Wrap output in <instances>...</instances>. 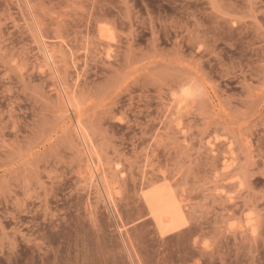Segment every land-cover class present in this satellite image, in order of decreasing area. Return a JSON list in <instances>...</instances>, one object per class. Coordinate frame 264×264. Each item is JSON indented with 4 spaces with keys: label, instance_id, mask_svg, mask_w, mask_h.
<instances>
[{
    "label": "rangeland",
    "instance_id": "obj_1",
    "mask_svg": "<svg viewBox=\"0 0 264 264\" xmlns=\"http://www.w3.org/2000/svg\"><path fill=\"white\" fill-rule=\"evenodd\" d=\"M0 264H264V0H0Z\"/></svg>",
    "mask_w": 264,
    "mask_h": 264
},
{
    "label": "bare ground",
    "instance_id": "obj_2",
    "mask_svg": "<svg viewBox=\"0 0 264 264\" xmlns=\"http://www.w3.org/2000/svg\"><path fill=\"white\" fill-rule=\"evenodd\" d=\"M78 123V122H77ZM161 192L160 190L158 191V189L153 188L151 189L149 192H146L144 195V201L146 202V205L148 206V208L150 209V214L151 217H153V220L158 224L160 230L162 232V234L169 233V231L171 232L172 230L176 229V228H180L181 226H183L184 224H186L185 220H181L180 218L183 217L181 216L180 210L177 209V207L175 205H169L168 203H166L162 198H161ZM168 199L170 201H173L172 198ZM169 202V201H168ZM170 203V202H169ZM173 208L175 210L178 211V213H176L175 210H173ZM169 214V215H168ZM171 214V215H170ZM177 215H179V217H177ZM167 216V219H170V221L168 224H162L161 225V221L162 219H164L163 217ZM169 216V217H168ZM173 217V218H172ZM166 221V220H165ZM164 222V220H163ZM164 226V227H162ZM160 232V234H161ZM161 234V235H162Z\"/></svg>",
    "mask_w": 264,
    "mask_h": 264
}]
</instances>
